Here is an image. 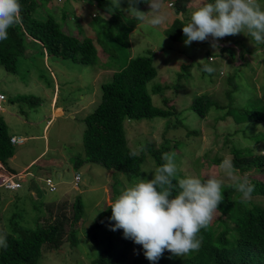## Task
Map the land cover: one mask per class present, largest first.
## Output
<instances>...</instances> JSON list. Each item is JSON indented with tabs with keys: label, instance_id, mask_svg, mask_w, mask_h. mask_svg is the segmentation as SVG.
Instances as JSON below:
<instances>
[{
	"label": "rangeland",
	"instance_id": "rangeland-1",
	"mask_svg": "<svg viewBox=\"0 0 264 264\" xmlns=\"http://www.w3.org/2000/svg\"><path fill=\"white\" fill-rule=\"evenodd\" d=\"M170 1L161 0L160 11L166 16V21L159 26L151 25L149 18L138 21L126 11H116L134 30L129 35L127 55L131 58L152 55L157 76L148 83V90L156 85L166 88L161 94L151 95L153 104L163 106V101L168 100L169 105L174 107V115L168 119L125 122L129 148L138 152V155L144 154L141 171L136 178L128 179L123 174L107 172L102 166L87 162L82 145L85 127L83 119L99 103L101 85L112 79L109 69L100 74V68L111 66V69H115V63L118 62L116 58L119 51L115 50L114 42L107 40L109 48L105 49L106 56L98 55L95 65H85L47 57L34 41L26 39L24 51L17 61V72L9 73L0 66V91L7 95L4 106L6 111L13 113L10 116L8 113L2 114L8 132L10 135L29 138L21 146L13 145L15 155L7 161L6 167L18 172L41 154L36 163L28 167L26 181H23L22 189L17 194L0 189V234H11L15 225L33 229L37 223L43 224L49 217L47 206H51L53 217L60 214L70 217L71 204L76 196L84 207L83 220L78 226L77 248L72 251L68 243L64 242L58 251L46 253L37 264H90L91 258L102 247L104 238L102 230L98 231V245L86 238L93 219L106 205H111L126 187L140 179L153 178L156 166L145 148L147 144L159 148L167 140L164 153L175 154L174 161L179 175L197 177L202 181L209 177L224 179L222 190L232 184L219 167L226 157H231L230 146L242 151L252 149L257 156L264 151V141L256 143L251 140L258 133L264 136V122L236 126L232 118L224 117L226 110L211 109L203 119L189 110L192 100L202 94H208L220 106H227L228 101L224 95L234 88L235 92L238 89L234 96L237 106H242L252 98L255 101L261 99V88L264 86V44H256L251 37L242 33L220 39L217 48L211 46V37L207 41L192 42L190 45L172 41L164 35V30L171 25L175 16V8L167 5ZM75 2H71V5L87 9L85 4ZM202 2L190 0L187 11L178 17L188 23L191 13ZM260 3L264 8V0H260ZM55 5L56 0H44L43 8L36 10L34 15L45 19L46 12H60L63 5ZM109 6L110 0H107L104 7L96 8L98 22L104 23L111 14L108 12ZM137 6L144 12L150 10L143 3ZM127 7V0H122L121 8ZM91 22L87 18L84 25L75 23L74 26L69 23L68 27L76 34L84 33L94 37ZM211 57L213 60L209 61ZM205 64L215 71L211 74L203 71ZM52 76L57 78L59 84L58 111H54L50 105ZM47 84L51 87L48 88ZM20 96H29L27 98L36 99L37 102L30 105L27 99L18 101ZM250 104L249 108L254 109L255 103ZM256 105L264 110V99ZM236 111L234 115L239 113V110ZM54 112L58 115L55 116ZM227 137L230 144L225 141ZM142 147L144 151H140ZM216 156L222 157L219 164L213 163ZM77 163L81 181L79 187L74 189L73 166ZM248 173L249 178L260 176L254 170ZM45 178H51L57 184L56 192L50 193L47 190ZM250 200L264 206L262 197H251ZM227 206L223 200L218 208L223 210ZM218 211L210 223L222 218ZM226 221V218L220 221L221 230L227 224ZM143 253L142 247L132 250L128 264L141 258Z\"/></svg>",
	"mask_w": 264,
	"mask_h": 264
},
{
	"label": "trees",
	"instance_id": "trees-1",
	"mask_svg": "<svg viewBox=\"0 0 264 264\" xmlns=\"http://www.w3.org/2000/svg\"><path fill=\"white\" fill-rule=\"evenodd\" d=\"M85 4L77 8L71 5ZM190 0L175 1V18L171 25L164 30V35L172 41L184 43L186 37L182 27L187 23L180 19L187 11L186 5ZM211 2V0H205ZM21 4L22 23L8 30V39L0 41V66L9 73L17 72V61L24 51L26 39H32L44 55L69 60L85 65H95L98 55L106 56L109 48L108 41L115 43V50L119 51L112 70V79L101 85L100 101L94 110L83 119L85 125L82 134V145L86 161L102 166L107 172L112 171L126 176L128 179L136 178L141 171L143 155L130 156L133 152L127 143L124 124L127 120L143 121L154 118L168 119L174 115V107L168 100L163 101V106H155L151 95L161 94L164 89L158 85L148 90V83L156 78L157 69L153 65L152 55L130 58L127 55L129 35L133 28L127 25L120 14H110L104 23L98 22L96 8L104 7L107 0H56V5H63L59 11L46 12V18L41 19L34 12L43 8L44 0H19ZM151 2V0H149ZM150 6L146 2L140 4ZM91 19L94 29L93 35L76 34L69 29L68 24L84 25L86 19ZM69 21V22H68ZM62 22V23H61ZM98 24V25H97ZM105 31H100V30ZM98 32V34H97ZM98 35H100L98 37ZM108 40V41H107ZM106 49V50H105ZM53 84V83H52ZM48 87H51L47 84ZM225 93L227 106L218 105L208 94L195 97L189 110L197 113L202 119L211 109L226 110L225 118H232L234 124L263 123L264 110L257 107L256 103L264 99V86L261 88V99L258 101L247 100L242 106H237L234 97L238 89ZM29 96H20L19 100H28L30 105H35L36 99ZM260 101V102H259ZM250 102H254V109H250ZM234 107H233V106ZM229 107V108H228ZM239 110V113L235 114ZM223 117V118H224ZM222 118V120H224ZM219 120V119H216ZM10 134L4 118L0 116V162L6 165L7 161L15 155L14 146L10 143ZM252 141H264L260 133L251 137ZM230 144V140H225ZM167 140L159 148L147 144L145 148L151 154L156 168L164 161L162 155L167 148ZM230 159L235 168L241 173L254 170L260 174L257 178H249L254 185L251 197L264 198V155L257 156L251 149L242 151L230 146ZM222 157L216 156L214 164H219ZM78 170V163L74 164ZM184 178L178 174L177 179ZM225 209H219L222 218L212 222L206 229H201L198 234L202 244L198 251L190 252L183 256H175L167 250L155 264H264V206L249 200L242 202V194L232 184L222 190ZM111 205H106L104 210L93 219L86 238L94 245L99 244L98 231L104 234L103 245L91 258L90 264H128L129 253L142 247L131 239H125L123 230L111 231L110 220ZM49 207V208H48ZM51 206H47L49 217L43 224L37 223L35 228L26 229L13 226L12 233L6 234L7 249L0 248V264H37L39 259L46 254H51L60 249L67 242L72 251L78 246V226L83 220L84 207L79 197H75L71 204L70 217L60 214L52 216ZM228 214V215H226ZM226 218L227 224L221 230L220 221ZM131 264H153L146 259L144 253L141 258Z\"/></svg>",
	"mask_w": 264,
	"mask_h": 264
},
{
	"label": "clouds",
	"instance_id": "clouds-1",
	"mask_svg": "<svg viewBox=\"0 0 264 264\" xmlns=\"http://www.w3.org/2000/svg\"><path fill=\"white\" fill-rule=\"evenodd\" d=\"M140 2L142 0H127L128 7L122 9V0H110L108 12L112 14L117 10L126 11L138 21L149 18V23L153 26L165 23L166 16L160 11L161 0H151V2L143 0L150 6L148 12L139 10L137 5ZM169 3L173 4L171 7H175V1ZM169 3L168 7H170ZM20 23L22 16L19 0H0V41L7 40L8 30ZM182 31L186 37L185 45L204 42L211 37V46L217 48L220 39L241 33L251 37L256 44H264V8L261 7L260 0L205 1L191 13L190 21L182 27ZM208 60L212 61L213 58ZM203 71L211 74L215 69L205 64ZM0 93L7 99L3 92ZM3 113H6V108ZM3 113H0V116ZM144 150L143 147L140 149V151ZM137 155L136 151L130 153L132 157ZM174 155V153H164L162 159L166 162L155 169L151 180L140 179L139 182L126 187L110 206L112 211L110 220L115 222L110 226V230L122 229L124 238L141 245L144 256L153 264L163 256L165 250L178 257L198 251L202 244V238H199L198 234L201 229L208 227L218 211V206L224 200L222 193L224 179L209 177L202 181L193 176L177 179L179 170ZM261 155H264V151ZM3 167L6 172L13 174L22 172L26 174L28 169L15 172L6 165ZM219 167L235 189L242 194V202L249 201L254 191L249 173H241L227 157ZM76 173L81 175L74 167L73 177ZM25 180L24 176L21 187ZM51 180L56 192L57 184L53 179ZM78 187L79 184L74 186L72 179V188ZM21 189L3 190L17 193ZM7 247L6 236L0 234V248L7 249Z\"/></svg>",
	"mask_w": 264,
	"mask_h": 264
},
{
	"label": "built area",
	"instance_id": "built-area-1",
	"mask_svg": "<svg viewBox=\"0 0 264 264\" xmlns=\"http://www.w3.org/2000/svg\"><path fill=\"white\" fill-rule=\"evenodd\" d=\"M173 4L169 3V6L171 7ZM6 98L3 94L0 93V113L5 112V107H4V102ZM26 142L24 138L21 137H15L12 136L10 138V143L15 146H21ZM25 174L22 173H8L5 171L3 165L0 162V187L5 189V190H10V191H17L21 188V182L22 179L24 178ZM81 180V175L79 173H76L73 177V184L74 186H77ZM45 183L48 187L49 192H54L55 191V185L53 184L51 179H46Z\"/></svg>",
	"mask_w": 264,
	"mask_h": 264
},
{
	"label": "crops",
	"instance_id": "crops-1",
	"mask_svg": "<svg viewBox=\"0 0 264 264\" xmlns=\"http://www.w3.org/2000/svg\"><path fill=\"white\" fill-rule=\"evenodd\" d=\"M172 1H174V0H171L170 2H172ZM204 1V0H203ZM205 2V1H204ZM168 3L169 2H167V5H168ZM189 3V2H188ZM134 31V30H133ZM132 31V32H133ZM131 32V33H132ZM29 40H32V39H30L29 38ZM107 70V68H105V67H101L100 68V74L101 73H103V72H105ZM110 72L113 74V71L112 70H110ZM53 77V85H52V87H51V89L53 90V93H52V96L50 97V105H51V107L53 108V110L54 111H58V109H57V104H58V92H59V84H58V80H57V78L55 77V76H52ZM48 88H50V87H48ZM0 92H2V91H0ZM4 93V92H3ZM5 94V93H4ZM6 95V94H5ZM7 96V95H6ZM6 113H8V115L10 116V113L11 114H13L11 111H10V113L8 112V111H6ZM54 115L55 116H57L58 115V113L57 112H54ZM23 123H25V120L23 121ZM7 125V124H6ZM46 127V126H45ZM44 130H45V128H44ZM10 136H16V135H14V134H11ZM44 136V135H43ZM22 137V136H21ZM36 138H39V136H35ZM23 138H26V139H29L28 137H23ZM30 138H33V136L32 137H30ZM41 156V154L37 157V158H39ZM14 157V156H13ZM37 158H35L33 161H31L30 162V164L29 165H27V166H25L23 169H21L20 171H23L24 169H26V168H28L31 164H33V163H36V159ZM10 160H12V159H10ZM9 169V168H8ZM11 170V169H10ZM13 171V170H12ZM19 171V172H20ZM26 181V180H25ZM18 193V192H17ZM17 193H15V194H17Z\"/></svg>",
	"mask_w": 264,
	"mask_h": 264
}]
</instances>
